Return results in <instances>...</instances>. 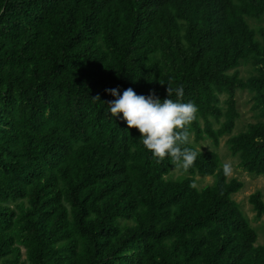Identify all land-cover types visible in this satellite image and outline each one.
I'll return each instance as SVG.
<instances>
[{
  "label": "trees",
  "instance_id": "trees-1",
  "mask_svg": "<svg viewBox=\"0 0 264 264\" xmlns=\"http://www.w3.org/2000/svg\"><path fill=\"white\" fill-rule=\"evenodd\" d=\"M170 81L199 109L200 155L178 179L103 102L177 100ZM239 91L256 122L233 135ZM224 136L263 176L264 0H0V264H264L244 183L197 148ZM249 201L262 218L263 196Z\"/></svg>",
  "mask_w": 264,
  "mask_h": 264
},
{
  "label": "clouds",
  "instance_id": "clouds-1",
  "mask_svg": "<svg viewBox=\"0 0 264 264\" xmlns=\"http://www.w3.org/2000/svg\"><path fill=\"white\" fill-rule=\"evenodd\" d=\"M167 84L168 96L175 94L177 100L167 98L161 101L155 90L144 96L128 88L121 95L119 88H110L105 91L115 99L103 102L108 105L112 116L118 117L122 113L128 127L139 130L143 145L155 158H159L158 162L170 157L175 167L188 171L195 166L200 155V152L187 147L190 142L188 127L198 118L199 109L194 102H180L184 95L182 86L174 88L171 81ZM92 99L101 101L99 95ZM232 171L231 164L223 165L225 177L230 176ZM190 187L194 188L196 185L191 184Z\"/></svg>",
  "mask_w": 264,
  "mask_h": 264
},
{
  "label": "rangeland",
  "instance_id": "rangeland-1",
  "mask_svg": "<svg viewBox=\"0 0 264 264\" xmlns=\"http://www.w3.org/2000/svg\"><path fill=\"white\" fill-rule=\"evenodd\" d=\"M256 24V23H254ZM250 65L244 64L241 66V76L242 77H249L250 76ZM252 95L248 92H240L238 93V109L241 113V117L237 122V127L234 131V134H238L244 131L247 128V125L250 123L256 122L255 112L252 109ZM222 99V106H224L223 101L226 99L225 96L221 97ZM224 120V119H223ZM222 120V121H223ZM220 123H215V128H219ZM229 136H224L221 138L219 147H215L213 142L209 139L197 144V148L200 151H216L221 158V162L224 165L225 163H229L232 165V174L229 176L230 179H237L244 183L243 189L234 196V199L239 203L240 208L244 215L249 220L251 226L257 231L258 233V244L264 245V216L262 218H257L256 212L251 205L249 199L250 196L254 193L259 192L264 198V175L263 176H256L249 174L240 166V160L238 157H234L231 155L227 140ZM190 143H195L194 137L190 136ZM188 175L186 171L182 167H174L172 169L171 174L168 176L172 179H178L182 176ZM214 183V178L209 176H196V186L199 189H202L208 185H212Z\"/></svg>",
  "mask_w": 264,
  "mask_h": 264
}]
</instances>
